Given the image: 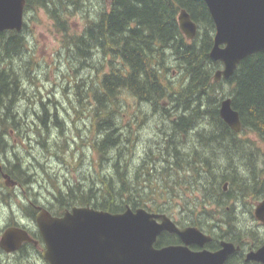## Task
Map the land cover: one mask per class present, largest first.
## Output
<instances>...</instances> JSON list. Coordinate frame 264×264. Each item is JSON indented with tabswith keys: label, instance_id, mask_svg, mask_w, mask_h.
Wrapping results in <instances>:
<instances>
[{
	"label": "trees",
	"instance_id": "obj_1",
	"mask_svg": "<svg viewBox=\"0 0 264 264\" xmlns=\"http://www.w3.org/2000/svg\"><path fill=\"white\" fill-rule=\"evenodd\" d=\"M97 1L100 9L94 6V10L87 7V0L26 3V12L38 8L47 11L62 32L69 53L82 56L80 64L88 71L87 76L77 79L75 75L74 79L78 95L90 110L91 145L97 154L98 171L87 174L85 180L67 182L65 187L55 185L52 210L61 214L73 205H89L116 213L128 206L146 207L180 213L185 222L201 223L210 213L207 203L211 195L221 196L225 180L231 185L254 183L229 178L235 166L228 165L234 158L254 167L250 154L255 152V142L250 137L241 138V134L254 133L264 140V53L245 57L230 78L216 81L222 62L210 56L215 23L204 0H111L107 7L104 0ZM183 8L198 24L192 40L179 27L178 15ZM74 9L86 18L80 33L71 28ZM25 27L26 22L19 32L0 30V157L7 177L31 185L36 177L30 165L8 144L23 124L29 125L21 105L27 94L26 80L32 76ZM89 71L94 74L91 80ZM227 96L240 113L241 132L233 130L220 115L221 101ZM132 100L137 113L133 111L128 118ZM57 110L49 114L43 103L39 120L45 124L49 119L62 126ZM153 113L160 115L159 139L146 146L135 128L143 117L149 121ZM45 140L40 144L50 145ZM139 142L143 153L132 162ZM177 187H196L201 196L183 198ZM163 188L167 199H178L176 207L159 201Z\"/></svg>",
	"mask_w": 264,
	"mask_h": 264
},
{
	"label": "water",
	"instance_id": "obj_2",
	"mask_svg": "<svg viewBox=\"0 0 264 264\" xmlns=\"http://www.w3.org/2000/svg\"><path fill=\"white\" fill-rule=\"evenodd\" d=\"M27 0H0V30L21 31L25 23ZM215 23L210 56L222 62L216 81L230 78L247 56L264 53V0H204ZM179 27L187 39L197 35L198 24L181 9ZM220 115L236 132L241 131L240 113L231 97L222 99ZM7 177V176H6ZM264 215V205L257 209ZM158 219H162L159 222ZM37 225L45 242L43 256L50 264H222L227 245L219 251L192 252L184 246H155L163 230L177 232L185 241L204 237L197 227L179 228L166 214L128 206L122 212H110L92 206H72L61 216L47 209L37 214ZM29 232L10 226L0 245L6 251L17 250ZM264 254V247L257 256Z\"/></svg>",
	"mask_w": 264,
	"mask_h": 264
},
{
	"label": "rangeland",
	"instance_id": "obj_3",
	"mask_svg": "<svg viewBox=\"0 0 264 264\" xmlns=\"http://www.w3.org/2000/svg\"><path fill=\"white\" fill-rule=\"evenodd\" d=\"M110 1L104 0L105 7L110 4ZM88 6H91L89 9L94 10V6L96 9H100L97 0H87ZM92 12L95 14L94 11H91L89 13L91 16H93ZM25 22L24 35L28 43L27 59L31 62L32 76L26 80L27 94L23 96L21 105L22 113L29 125L23 124L17 135L10 136L8 144L23 162L30 165L36 178L33 179L34 181L32 180L33 184H29L30 186L24 185V188L19 192L20 197L16 195L13 198L12 195L15 190L9 187L14 184L4 176V181L8 187H0V190L4 192V203L0 204V233L1 228L6 225L16 226L14 225L16 216L18 219L22 217L25 208L21 199L29 202L27 197L30 198L31 202L48 203L52 199L51 191L54 192L55 185L62 184L65 187L67 182L75 183L80 179L85 180L87 174L96 175L98 171L97 154L91 145L93 126L91 125L92 118L89 115L90 110L87 109L84 100L78 95L79 88H77L74 79L75 75L79 79L88 74V71H85V68L83 70L82 64H80L82 56L77 55L76 57L69 53V48L63 43L62 32L58 31L54 20L44 8L28 10L25 13ZM70 24L72 31L80 33L86 24V18L74 9L70 16ZM90 75L92 78L89 80L94 78L91 71H89L88 76ZM95 78L98 79V75H95ZM83 89L80 90L83 91ZM43 103L49 114H54L58 109L59 114L57 116H59L58 119H60L62 126L54 121H49V119L45 124L39 120L38 114L40 115L43 111ZM128 109L129 112L126 113L128 118L133 111L137 113V105L134 100ZM154 113L149 121L145 116L146 118L143 117L141 124H138L136 128L135 125L132 126L138 132L139 140H144L141 142L146 146H149L151 141L159 139L157 137V119L160 115H154ZM128 118L126 117V120H129ZM240 137L252 138L255 144L261 146L262 149L259 152L264 153V143L257 135L246 132ZM43 139H47L50 145L47 143L46 146L40 144L39 141ZM143 149V144L140 145L139 142L132 162H137L140 159ZM2 164L0 158V165ZM228 166L230 167V165ZM223 171L220 172V175H223ZM159 182L161 183L160 180ZM0 183L4 182L1 181ZM177 189L180 194H183V198L186 197L189 200L195 196H201L196 187L185 190L177 187ZM11 197L12 199H10ZM159 198L160 202H168L173 207H176L179 202L176 197L167 199L164 188L161 190ZM10 204H14L13 207L18 211L17 214H13ZM18 213H22V215Z\"/></svg>",
	"mask_w": 264,
	"mask_h": 264
},
{
	"label": "flooded vegetation",
	"instance_id": "obj_4",
	"mask_svg": "<svg viewBox=\"0 0 264 264\" xmlns=\"http://www.w3.org/2000/svg\"><path fill=\"white\" fill-rule=\"evenodd\" d=\"M261 141L264 143V140ZM255 148V152L250 154L253 168L245 160L239 161L234 158L229 160L230 166H235L230 171L229 178L234 177L240 183L248 181L254 183L231 185L229 180H225L221 185V196L218 198V194L211 195V201L207 203L210 213L201 223L185 222L183 218L186 217H182L180 213L163 209L157 211V213L169 216L179 228L197 227L205 236L185 241L179 233L163 230L157 237L155 245L158 244V246L156 247L174 245L184 246L192 252L204 250L216 252L227 245L226 249L229 253L222 264H264V254L257 256V253L264 247V215L257 213L259 206L264 205V153L259 152L262 148L257 143ZM0 158L3 162V157ZM4 176L6 173L2 164L0 165V182L4 183H0L1 188L8 187ZM12 183L14 185L9 187L15 190L12 197L16 195L20 197L19 192L24 185L15 181ZM26 199L29 202L21 199L24 203V213L23 215L18 213L22 217L18 219L16 216L14 225L26 229L32 239L23 241L17 250L10 252L0 245V264H50L43 256L46 245L37 225V214L41 209H47L55 216L63 213L52 210L50 201L38 204L31 202L30 198L26 197ZM2 202L4 203V192L0 190V204ZM10 205L13 214H17L18 211L13 207L14 204ZM158 220L162 222V219ZM5 229L6 227L1 228L0 239Z\"/></svg>",
	"mask_w": 264,
	"mask_h": 264
},
{
	"label": "bare ground",
	"instance_id": "obj_5",
	"mask_svg": "<svg viewBox=\"0 0 264 264\" xmlns=\"http://www.w3.org/2000/svg\"><path fill=\"white\" fill-rule=\"evenodd\" d=\"M219 111H220V108H219ZM5 227H6V229L8 228L7 225H6ZM6 229H5V230H6Z\"/></svg>",
	"mask_w": 264,
	"mask_h": 264
}]
</instances>
